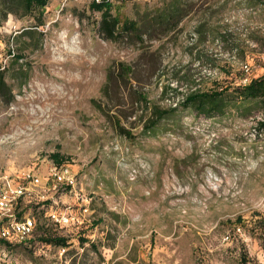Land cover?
Here are the masks:
<instances>
[{
  "label": "rangeland",
  "instance_id": "1",
  "mask_svg": "<svg viewBox=\"0 0 264 264\" xmlns=\"http://www.w3.org/2000/svg\"><path fill=\"white\" fill-rule=\"evenodd\" d=\"M160 5L127 0L109 13L121 25ZM42 13L34 27L38 12L0 0V67L13 90L0 105V189L26 187L17 216L34 219L36 240L46 228L69 245L29 255L0 244V264H264V104L246 118L177 109L176 125L142 131L154 108L264 76V0L195 1L174 32L143 46L103 39L102 11L85 1L48 0ZM199 23L205 41L192 35ZM51 211L71 220L58 226Z\"/></svg>",
  "mask_w": 264,
  "mask_h": 264
},
{
  "label": "trees",
  "instance_id": "2",
  "mask_svg": "<svg viewBox=\"0 0 264 264\" xmlns=\"http://www.w3.org/2000/svg\"><path fill=\"white\" fill-rule=\"evenodd\" d=\"M195 1L203 0H158L155 3H160L158 7H147L143 11H137L136 17L130 21H125L120 25L119 19L112 16L109 5H95L92 4L91 9L102 11L101 19L98 26V33L106 41H126L127 44L135 46H143L145 42L157 41L165 38L169 33L174 32L180 23L187 18L192 12ZM22 6V16L32 15L38 12V22L34 27L42 25V11L47 6L48 0H19ZM206 24L199 23L192 35L195 40L205 41L207 34L203 30ZM27 34H37L35 30H30ZM224 38V37H223ZM37 48V47H36ZM235 51L238 52L235 45ZM10 53V52H9ZM241 53V52H240ZM11 54V53H10ZM12 62L17 63L22 55H12L10 57ZM121 73L119 79H122L124 87V76H127L125 65H120ZM8 68L0 67V105L8 106L13 100V90L8 84L7 75ZM13 77V76H12ZM120 79V80H121ZM113 80V73L107 77V84ZM139 100L146 101L141 94H138ZM264 104V76L250 80L245 85H237L227 89H217L209 92H190L184 96L177 108L159 109L154 108L148 113V116L142 126L143 133L157 135L160 132L162 122H173L176 125V111L182 109L184 111H191L196 114V117L213 118L224 115L228 110L232 109L241 117H248L254 110L261 109L260 105ZM171 120V121H170ZM259 129H264V121L258 123ZM175 133L174 128H172ZM155 133V134H154ZM53 163L58 167L63 163L60 154L55 153L50 156ZM22 199L19 198L17 202ZM16 202V204H17ZM39 207V206H38ZM44 211L41 212L43 214ZM22 213H18L21 218ZM35 235V234H34ZM36 240L32 237L24 243H20L22 247L29 250V255H32L38 246H53L60 249L67 248L69 240L62 235H53L45 228ZM0 244H5L9 247L13 246L10 243L1 240ZM16 244V243H15ZM93 245L91 246V248ZM94 248V247H93Z\"/></svg>",
  "mask_w": 264,
  "mask_h": 264
},
{
  "label": "built area",
  "instance_id": "3",
  "mask_svg": "<svg viewBox=\"0 0 264 264\" xmlns=\"http://www.w3.org/2000/svg\"><path fill=\"white\" fill-rule=\"evenodd\" d=\"M78 2H87L95 5H109L117 4L120 2H125L127 0H77ZM130 1V0H128ZM136 2H157L158 0H133ZM57 166L51 168V174L57 181H62L65 179L66 171L59 175L57 173ZM26 180L32 183H38V181L29 176ZM68 183H72L70 179H67ZM27 189L23 186H13L9 182L3 185L0 189V239L8 243H24L33 237L34 229L36 227L35 221L31 217H21L17 216L16 212V202L19 198L23 197ZM48 218L55 224L67 225L71 218L65 213H57L56 211H51L48 214ZM63 251V249H62ZM3 258H7V254H3Z\"/></svg>",
  "mask_w": 264,
  "mask_h": 264
}]
</instances>
